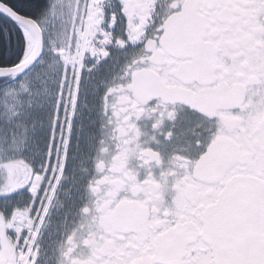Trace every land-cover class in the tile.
Here are the masks:
<instances>
[{
	"label": "snow or ice",
	"instance_id": "6c2138e0",
	"mask_svg": "<svg viewBox=\"0 0 264 264\" xmlns=\"http://www.w3.org/2000/svg\"><path fill=\"white\" fill-rule=\"evenodd\" d=\"M0 264H264V0H0Z\"/></svg>",
	"mask_w": 264,
	"mask_h": 264
}]
</instances>
